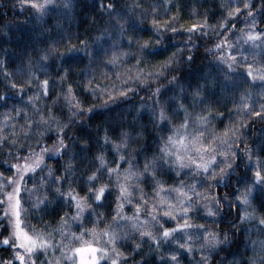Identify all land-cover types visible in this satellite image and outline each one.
<instances>
[{
  "label": "clouds",
  "instance_id": "obj_1",
  "mask_svg": "<svg viewBox=\"0 0 264 264\" xmlns=\"http://www.w3.org/2000/svg\"><path fill=\"white\" fill-rule=\"evenodd\" d=\"M194 2L209 19L220 12L206 32L150 23L191 16ZM178 4L44 0L37 10L28 0H0V193L18 182L21 223L51 241L43 254L33 250L35 264L55 256L76 264L66 250L85 237L98 246L96 264H264V122L239 106L249 91L264 105V82L235 70L246 55L237 47L231 71L217 62L207 33L228 27L227 8ZM248 11L264 31V0L239 14L251 20ZM114 51L124 52L115 63ZM247 56L264 62V51ZM45 78L49 91L37 95ZM66 84L78 104L65 100ZM173 134H199L208 147L201 154L189 143L177 159ZM30 150L43 159L17 181L12 165ZM202 156L207 167L189 159ZM69 188L84 200L79 215ZM8 221L0 215V236ZM12 252L0 247V264Z\"/></svg>",
  "mask_w": 264,
  "mask_h": 264
},
{
  "label": "snow or ice",
  "instance_id": "obj_2",
  "mask_svg": "<svg viewBox=\"0 0 264 264\" xmlns=\"http://www.w3.org/2000/svg\"><path fill=\"white\" fill-rule=\"evenodd\" d=\"M254 2L255 0H243L242 3L241 0H222L220 7L227 8V11L225 12V19H227L229 17H235L239 15L241 11H244L246 9H251V5ZM28 3L31 4L37 10H40L43 8L44 0H28ZM230 4L233 6L228 7V5ZM139 7L140 4H137L136 8ZM176 7L179 8L180 5L177 4ZM256 7L260 8L261 5H257ZM197 12L198 9L196 8L194 2L193 7L191 9V15L193 16L196 22L187 23V24L181 23L179 26H177L176 20L178 19V14L176 12H173L172 17L170 19H166L163 22H161V20L153 18L150 20V23L154 26V29L163 28L168 26L169 24H172V25H176L175 27L169 29L170 31L173 32L176 31V27L185 29V31L188 30L196 31L201 29L202 27L206 32L207 29L212 26L208 24V21L205 16L197 17ZM247 17L251 18V23L247 25H242L240 31L247 40L252 42L253 47L250 48L251 52L256 53L258 51H264V31L260 30L257 24V20L255 19V11H248ZM219 23L221 28L225 26L224 19H222ZM245 28H247V31H245ZM80 43H83V41H80ZM72 47H74V45L70 44L67 50H70ZM211 47L219 53V55L216 56L215 58L222 61L223 64L226 65L229 70H231L233 64L237 59V56L233 52V50L230 49L229 42L227 40L221 39L218 43L213 44ZM62 51L65 50L62 49ZM122 55H124L123 51H119V52L114 51L111 57L113 63L117 62L118 58ZM245 59H249V57L245 55ZM251 61H252L251 63H244L240 72H242L245 76V79L249 81L264 82V62H257V60L254 57L251 58ZM136 75L137 77H139L142 75V72H137ZM49 85H50V81L47 78L40 80L38 85L37 95H39L40 92L47 93L49 91ZM14 86L23 87V85H15V84ZM65 100L69 104H72L73 102H76L77 104L79 103L78 101H75L73 86L71 84L65 85ZM239 106L242 110L245 111L250 108H255V111L251 112V116L255 119L264 122V105H256L252 99L250 91L241 94ZM41 120L46 121L47 118L42 116ZM29 123L31 122L29 121ZM226 133H227V129H225V134ZM169 142L172 145H174L178 150L177 159H181L180 149H183L185 152L189 151L188 149L189 143L191 144L192 148L201 152V154L202 151L204 149H207L208 147L207 145L201 142L199 134L191 137L190 141L186 139L185 135H180L179 138H177L175 134H173L169 136ZM42 159H43L42 151L30 150L29 154L26 155L23 160L19 161L18 164L14 163L12 167L18 168L19 170L18 176L16 178L17 181H19V179L23 177L25 172H27L30 169L36 168L41 163ZM189 159L191 163L203 168V167H207L210 158L204 159L202 156V158L199 160L192 159L191 157H189ZM255 174L259 176L260 172L257 170ZM8 180L9 182H12L13 178L10 176L8 177ZM178 191L180 190L178 189ZM121 192L122 193L126 192V189L123 186L121 187ZM18 193H19L18 182L15 184L14 191H5L0 193V205H2V210H0V215H6L9 217V221H8L9 232L4 236H0V242L13 243L14 240L15 243L13 244L12 256H14L16 260L19 261V264H35V259L32 256L33 250L36 248H41L44 249L46 252L47 248L51 246V241L41 232L33 231L32 234H29V232L26 231L24 227H22V223L20 220V215H21L20 198ZM64 195L73 202L77 210L75 215H79V210L85 207L83 198L80 197L78 193L73 192L70 188L65 190ZM179 226L180 225L178 224L177 227ZM165 231H168V229H165ZM10 236L12 237V241H9ZM16 245H19V247L23 249V251L16 250ZM66 251L74 254L76 259V264H96L98 246L95 243H93L91 239L88 240L81 239L80 243H78L73 248L68 249ZM16 260H13L9 257H5L2 264H16ZM48 264H60L59 256H55V258L49 257ZM112 264H116V261L113 260Z\"/></svg>",
  "mask_w": 264,
  "mask_h": 264
},
{
  "label": "trees",
  "instance_id": "obj_3",
  "mask_svg": "<svg viewBox=\"0 0 264 264\" xmlns=\"http://www.w3.org/2000/svg\"><path fill=\"white\" fill-rule=\"evenodd\" d=\"M169 2L173 5V10H176V5L178 4L179 0H169ZM215 4H216L217 9L224 11V9L220 7L221 0H215ZM195 6L198 9L197 16L198 15L199 16H205L207 21H208V24H210V25L216 23V16L220 15V12H217L216 15H213L212 18L209 19V15L205 14L202 5L195 4ZM9 15L11 16L12 12L9 11ZM238 16H239L238 21L234 17H229L227 19V21H226V23L228 24L227 28L221 29L219 31L209 29L208 33H207L210 36L209 43H213V44L218 43L221 40L220 37H223L224 40H227L229 42V46H230L231 50L234 47H237L241 51H244L247 55V50L252 48L253 44L251 41H249L245 38V36L241 33L240 29H241L242 25L250 24L251 20H246L245 17L243 15H240V14ZM153 18L158 19V20L161 19V17L157 16V17H149V20H151ZM163 19L166 20L167 17L165 16ZM185 21H188V23L196 22L192 15L188 16V15H184L183 13H181V15L176 20V25L184 23ZM176 25L169 24V29H171L172 27H175ZM201 29L204 30L202 27H201ZM245 31H247V28H245ZM176 32L178 34L186 33L185 29H181L179 27H176ZM224 32H228V33H230V35L225 37ZM213 51L215 53V56L219 55V53L215 49H213ZM217 62L223 64V62L220 60H218ZM251 62L252 61L250 59H245V57H244L243 62L241 64H239L235 70L241 71L244 63H251ZM225 67H227V66L225 65ZM245 75H246V73H245ZM248 126L250 129L251 128H258V125L254 120L250 121ZM0 210H2V206H0ZM22 227H24L23 224H22ZM25 230L28 232H31L26 228H25ZM14 243H15V241L13 240V243L8 244V245H4V246H0V247L7 248L9 251H11ZM19 249H21L19 247V245H16V250H19ZM9 258L16 260V258L14 256L9 257ZM18 263H19V261L16 260V264H18Z\"/></svg>",
  "mask_w": 264,
  "mask_h": 264
},
{
  "label": "rangeland",
  "instance_id": "obj_4",
  "mask_svg": "<svg viewBox=\"0 0 264 264\" xmlns=\"http://www.w3.org/2000/svg\"><path fill=\"white\" fill-rule=\"evenodd\" d=\"M48 229L47 228H44V231H47ZM29 234H32V232H29ZM85 240H88L87 237H85ZM36 249H39L40 250V253L43 254V250L44 249H41V248H36ZM18 251H23L22 249H19ZM35 259V258H34ZM19 264V263H18Z\"/></svg>",
  "mask_w": 264,
  "mask_h": 264
}]
</instances>
